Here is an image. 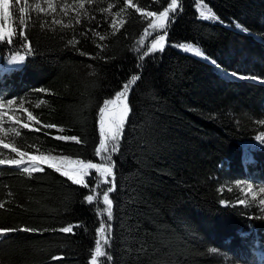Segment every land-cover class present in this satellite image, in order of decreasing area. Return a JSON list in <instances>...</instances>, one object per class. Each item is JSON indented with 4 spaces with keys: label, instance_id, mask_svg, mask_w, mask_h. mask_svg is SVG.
I'll return each mask as SVG.
<instances>
[{
    "label": "trees",
    "instance_id": "obj_1",
    "mask_svg": "<svg viewBox=\"0 0 264 264\" xmlns=\"http://www.w3.org/2000/svg\"><path fill=\"white\" fill-rule=\"evenodd\" d=\"M170 2L84 0L83 8L46 13L9 0V19H0L12 39L0 41V100L29 102L36 119L1 140L0 159H19L16 147L106 163L109 153L95 152L99 109L132 75L139 79L111 154V221L103 203L111 185L98 173L84 188L47 166L29 175L27 161L0 165V228L18 229L0 235V264H264V220L252 203L239 204L246 198L236 188L264 187V0H179L164 30L145 33L137 8L159 12ZM199 2L220 20L200 19ZM165 32L163 51L146 53ZM184 43L211 61L172 47ZM17 54L24 62L10 65ZM68 225L71 232L60 231ZM97 240L102 256H94Z\"/></svg>",
    "mask_w": 264,
    "mask_h": 264
},
{
    "label": "snow or ice",
    "instance_id": "obj_2",
    "mask_svg": "<svg viewBox=\"0 0 264 264\" xmlns=\"http://www.w3.org/2000/svg\"><path fill=\"white\" fill-rule=\"evenodd\" d=\"M89 3L92 0H88ZM49 7H52V0H48ZM129 5L132 4V0H127ZM79 7H84V0H80ZM181 7L179 4V0H171V2L163 9V11H150L145 14V19L148 21L147 25L144 29L145 33H147L148 29L153 30H164L169 23V12L175 13L176 9ZM36 8L40 9V5L36 4ZM44 11V9H40ZM21 12L24 11L23 8L20 9ZM52 11H55V8H52ZM137 11H141V9L137 8ZM67 13H65L66 15ZM200 16L203 19H210L215 20L218 17L215 16L214 13L211 12L210 9L204 8L200 11ZM150 17H154L155 19H148ZM0 19L8 20L9 19V0H0ZM78 19V18H77ZM174 21V17L172 18ZM55 23L60 24L62 21L56 20ZM23 24V21H21ZM113 27H115V23H113ZM239 27V25H238ZM3 26L0 25V41H4L7 38V43L11 44L12 39L10 33H7L2 30ZM98 35V33H97ZM101 40L104 39L103 36L100 37ZM166 42V32L163 34H159L156 38L153 39L151 42L150 48L146 49V53H151L155 51L162 52L165 47ZM73 40H69L68 44H73ZM140 43L143 44L144 40L141 39ZM185 51L194 52L196 55H203L199 48H196L192 45H180ZM25 60L24 56L19 54L11 56L8 59V63L10 65H18L22 64ZM214 63V62H213ZM219 67V66H217ZM226 76H235V73H225ZM238 78H245V77H238ZM139 79L138 75H132L130 80L123 85L121 91L115 93V99H109L104 102V107L99 109L100 112V139H99V147L95 149L96 155L100 156L102 152L109 153L107 156H101V160L107 161L106 163H93L92 161H83V160H71L68 157L62 156H38V155H30L27 152L20 151L16 147H12L11 151L16 152L19 155V159H0V165L8 164V165H15L17 167L26 163L25 157L28 158V161L31 162L30 167H23L22 171L24 173H28L31 175L32 172L35 171H43V168L40 167V164L46 163L48 167L55 168L57 172H60L62 175L67 176L74 184L82 185L84 188H89L90 185L85 181V176L90 175L89 170L94 169L98 174L99 177H103V182L110 184L111 186L103 193V203L106 205L104 211L107 214L108 221L112 219V201L109 198L108 193L114 190V172L113 167L114 163L111 159V154L118 151L119 141L123 132V128L125 122L127 120L128 114L130 112L129 105L127 103V97L130 90V86L134 84ZM40 91H44L41 89ZM8 103L11 104L13 101L11 99L8 100ZM2 106V105H0ZM39 105H37L38 107ZM25 111H27L25 109ZM4 113H0V117H2ZM29 120H35L36 117L32 115L31 112L27 113ZM39 123V121H37ZM24 128H29V124H23ZM48 128L56 127L53 124L46 125ZM39 129H37L38 131ZM0 131H4L2 127H0ZM12 132L16 133V129H11ZM19 135V133H16ZM56 139H63V140H75L79 143V139L77 137H66V136H58ZM260 139V137H257ZM111 141V144L108 142ZM2 143V141H0ZM10 145L8 143H3V148L8 149ZM68 166H72L68 168ZM68 168V170H65ZM108 177H113V181H109ZM239 183V182H238ZM251 185H248V188L251 189ZM264 191V189H261ZM85 201L91 204L94 200L93 195H86L84 197ZM226 202L221 200V204H225ZM240 204H244L245 201L243 199L239 200ZM261 204H264V200L260 201ZM4 205L0 204V208H3ZM73 225H68L66 227H62L60 231L68 233L73 230ZM78 227V225H77ZM110 228V225H109ZM18 229L15 228H0V235L6 232L17 231ZM23 231H31V229H21ZM105 225L101 223L99 232L101 239L104 238L105 233ZM211 251H214L211 250ZM104 253L101 251L100 241H96L95 246V253L94 256H102ZM110 259V257H109ZM92 264H95V258H93Z\"/></svg>",
    "mask_w": 264,
    "mask_h": 264
},
{
    "label": "rangeland",
    "instance_id": "obj_3",
    "mask_svg": "<svg viewBox=\"0 0 264 264\" xmlns=\"http://www.w3.org/2000/svg\"><path fill=\"white\" fill-rule=\"evenodd\" d=\"M28 2H29V5L34 9H37L36 4H39L40 9H44V12L48 13L52 10V8L55 7V5H60V7L65 8V6L68 3H76V2H80V0H52V7H49L48 0H28ZM204 8L210 9L211 12L214 13V11L208 5H206L203 2H199V4L196 6V9H197V12H198L200 19L206 20V21H211V22H216V21L220 20V18L215 13L214 14L216 17H218V19H215V20L203 19L200 16V11ZM40 9H37V10L41 11ZM139 12L144 16L147 13V11H139ZM148 19H155V18L150 17ZM180 45H192L196 48H199L201 50V52L203 53V55H196L194 52L185 51L182 47H180ZM172 47L178 51L190 54V55L195 56L201 60L211 61L210 57H208V55L206 53H204V51L198 45H196L194 43L178 44V45H173ZM151 53H153V52H151ZM2 64H3V60L0 57V69H2ZM19 65H21V64H19ZM12 101H13V103L9 104L8 100H0V105H2V106H0V113H4V115L2 117H0V127H2L4 129V131H0V141L3 140L5 142H7L9 140V142H10V136L13 134L11 129L15 128L17 130V129H19V127L21 125H23L25 123L28 124L32 121V120H29L28 116H27V113L31 112L29 109L30 108L29 102H27V101H18L17 102L14 100H12ZM25 109L27 111H25ZM108 143L111 144V141H109ZM31 155H36V154H31ZM38 156H60V155H38ZM62 157H66V156H62ZM68 158H70V157H68ZM70 159L71 160H78V159H73V158H70ZM25 161H27L31 165V162L28 161L27 157H25ZM93 163H99V162H93ZM43 166L48 167V165L46 163L40 164L41 168ZM70 167H72V166H68V168H70ZM68 168H65V170H68ZM53 169H55V168H53ZM89 172L91 175L93 172H96V171L94 169H90ZM90 175H88V176H90ZM88 176H85V178H84L85 181H86ZM65 177H67V176H65ZM100 178H102V180H103V177H100ZM108 179H110V177H108ZM248 185L252 186L251 189L248 188ZM236 188H237V191L239 193H241V195H243L246 198V202L244 204H240V203L239 204L243 205V206H247V203H252L257 209V212L259 214V218L264 220V204L260 203L261 200H264V191H261V189H264V187H258L252 183H249V182H239L236 184ZM257 255L264 256V252L258 251Z\"/></svg>",
    "mask_w": 264,
    "mask_h": 264
}]
</instances>
